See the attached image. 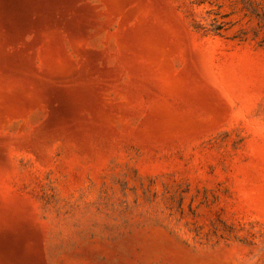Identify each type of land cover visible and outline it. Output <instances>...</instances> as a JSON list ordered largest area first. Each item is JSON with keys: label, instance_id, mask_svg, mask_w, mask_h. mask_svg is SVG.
I'll use <instances>...</instances> for the list:
<instances>
[{"label": "rangeland", "instance_id": "rangeland-1", "mask_svg": "<svg viewBox=\"0 0 264 264\" xmlns=\"http://www.w3.org/2000/svg\"><path fill=\"white\" fill-rule=\"evenodd\" d=\"M0 264H264V0H0Z\"/></svg>", "mask_w": 264, "mask_h": 264}]
</instances>
